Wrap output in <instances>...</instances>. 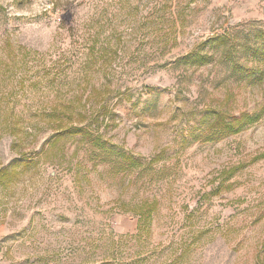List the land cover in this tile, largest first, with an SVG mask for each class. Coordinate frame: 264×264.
Listing matches in <instances>:
<instances>
[{
    "label": "rangeland",
    "instance_id": "374dc122",
    "mask_svg": "<svg viewBox=\"0 0 264 264\" xmlns=\"http://www.w3.org/2000/svg\"><path fill=\"white\" fill-rule=\"evenodd\" d=\"M104 103L140 167L54 138L51 108L81 126ZM263 108L264 0H0V171L28 163L0 187V264H264V116L189 137L207 109Z\"/></svg>",
    "mask_w": 264,
    "mask_h": 264
},
{
    "label": "trees",
    "instance_id": "16d2710c",
    "mask_svg": "<svg viewBox=\"0 0 264 264\" xmlns=\"http://www.w3.org/2000/svg\"><path fill=\"white\" fill-rule=\"evenodd\" d=\"M223 36H215L211 38L207 43L201 44L196 51L193 52L191 57L201 56L203 51L208 45L214 46V48H221L225 43ZM207 57V56H206ZM203 59V58H202ZM207 60V58H204ZM69 108H66L65 112L59 111V109L51 108L47 112L46 117L53 121L55 127L54 138L63 137H77L80 136L89 141L91 146L99 151L98 163H113L120 164L125 162L127 166L125 170H132L138 168L142 163L135 159L133 156L126 152L118 150L112 146L108 141L104 140L103 134L100 132V126L106 121L107 106L105 103L100 107L99 110L93 112L92 115L82 117V121H79L81 126H76L72 123L73 114L66 113ZM80 116V115H79ZM264 116V108L256 113H242L240 115L230 116L216 109H207L204 116L202 117L201 126H208V132L201 131V134L189 132V137L194 141H201L203 143H211L224 140L230 136H235L243 132L245 129L258 123ZM103 117V120L100 119ZM65 121H67L65 123ZM106 125H108L106 123ZM107 127V126H106ZM197 135V136H196ZM189 138V139H190ZM186 140L185 142H187ZM102 154L104 156L102 157ZM163 153L155 156L149 165H153L156 162L161 161ZM97 163V164H98ZM21 165H28L26 161H15L11 166L0 171V187L4 186L7 182L15 176V169ZM158 209V202H148L143 204L138 214L139 218V229L141 231H149L150 223L153 214Z\"/></svg>",
    "mask_w": 264,
    "mask_h": 264
}]
</instances>
